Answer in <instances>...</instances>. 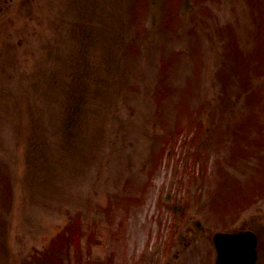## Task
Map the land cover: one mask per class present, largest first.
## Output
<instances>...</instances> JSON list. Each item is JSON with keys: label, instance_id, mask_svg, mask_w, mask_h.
I'll return each instance as SVG.
<instances>
[{"label": "rangeland", "instance_id": "1", "mask_svg": "<svg viewBox=\"0 0 264 264\" xmlns=\"http://www.w3.org/2000/svg\"><path fill=\"white\" fill-rule=\"evenodd\" d=\"M1 6L0 264H160L191 218L177 264L264 242V0Z\"/></svg>", "mask_w": 264, "mask_h": 264}, {"label": "water", "instance_id": "2", "mask_svg": "<svg viewBox=\"0 0 264 264\" xmlns=\"http://www.w3.org/2000/svg\"><path fill=\"white\" fill-rule=\"evenodd\" d=\"M251 235L254 237H252ZM250 236L252 237V240L248 241L246 238H249ZM214 240L218 249V258L216 264H238L241 261L238 258H240L239 253H241L243 249L242 243L243 242H246V244H248L249 242L253 243V248L256 243L255 235L250 233L238 234V233L217 232L214 236ZM247 247H248L247 245L244 246V248Z\"/></svg>", "mask_w": 264, "mask_h": 264}, {"label": "flooded vegetation", "instance_id": "3", "mask_svg": "<svg viewBox=\"0 0 264 264\" xmlns=\"http://www.w3.org/2000/svg\"><path fill=\"white\" fill-rule=\"evenodd\" d=\"M5 1H8V0H5ZM2 3H0V8L2 10ZM191 229V227L189 228V230ZM191 243V240L188 241L187 244H190ZM259 259H257L256 263L255 264H264V245H262L260 248H259Z\"/></svg>", "mask_w": 264, "mask_h": 264}, {"label": "trees", "instance_id": "4", "mask_svg": "<svg viewBox=\"0 0 264 264\" xmlns=\"http://www.w3.org/2000/svg\"><path fill=\"white\" fill-rule=\"evenodd\" d=\"M75 228V225H74V227L73 228H71V229H74ZM73 235H74V232H73V230H72V232H71ZM74 237V236H73Z\"/></svg>", "mask_w": 264, "mask_h": 264}]
</instances>
